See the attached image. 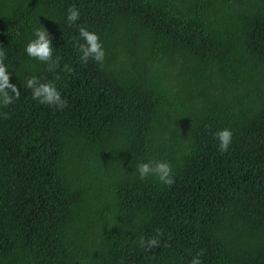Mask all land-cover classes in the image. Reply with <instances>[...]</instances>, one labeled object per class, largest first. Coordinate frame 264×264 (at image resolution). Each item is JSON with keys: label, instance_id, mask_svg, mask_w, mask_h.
<instances>
[{"label": "trees", "instance_id": "obj_1", "mask_svg": "<svg viewBox=\"0 0 264 264\" xmlns=\"http://www.w3.org/2000/svg\"><path fill=\"white\" fill-rule=\"evenodd\" d=\"M73 6L103 62L79 60ZM33 26L50 67L24 52ZM0 49L20 90L0 108V264H264V0H0ZM149 159L171 184L139 178Z\"/></svg>", "mask_w": 264, "mask_h": 264}, {"label": "clouds", "instance_id": "obj_2", "mask_svg": "<svg viewBox=\"0 0 264 264\" xmlns=\"http://www.w3.org/2000/svg\"><path fill=\"white\" fill-rule=\"evenodd\" d=\"M80 10L75 6L66 10L65 20L68 24L76 27L78 39L74 41V47L79 53V60L87 63L89 59L96 62H103L105 49L98 32L90 30L83 24H77L80 20ZM54 46L50 33L45 27L33 26L31 28V37L24 45V52L28 57L35 58L36 61L44 62L49 67L58 60L53 56ZM12 72L4 62L3 50L0 49V108L11 104L20 95V90L15 83L10 81ZM26 88L31 89V96L40 104L61 108L65 105V100L61 96L56 84L52 81L43 82L37 76L26 78ZM11 93V94H10ZM0 116L6 118V112H0ZM232 130L230 128H221L214 133L217 142V148L220 153L228 150L232 142ZM135 171L141 180L149 175L156 176L165 184L173 182L172 169L168 162L162 160H144L135 165ZM139 245L145 251H151L160 246L159 230L156 235L147 238L141 237ZM189 264H202L201 252H196L191 256Z\"/></svg>", "mask_w": 264, "mask_h": 264}]
</instances>
